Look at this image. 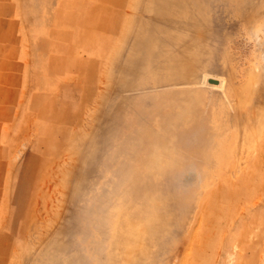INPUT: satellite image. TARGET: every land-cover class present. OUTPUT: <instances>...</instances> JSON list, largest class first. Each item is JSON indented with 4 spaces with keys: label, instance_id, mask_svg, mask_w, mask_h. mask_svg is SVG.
<instances>
[{
    "label": "rangeland",
    "instance_id": "1",
    "mask_svg": "<svg viewBox=\"0 0 264 264\" xmlns=\"http://www.w3.org/2000/svg\"><path fill=\"white\" fill-rule=\"evenodd\" d=\"M130 263L264 264V0H0V264Z\"/></svg>",
    "mask_w": 264,
    "mask_h": 264
},
{
    "label": "bare ground",
    "instance_id": "2",
    "mask_svg": "<svg viewBox=\"0 0 264 264\" xmlns=\"http://www.w3.org/2000/svg\"><path fill=\"white\" fill-rule=\"evenodd\" d=\"M216 80H217V79H216ZM124 219H127V218H124ZM120 220H121V219H120ZM122 220H123V219H122ZM123 221H124V220H123ZM120 222H121V221H120ZM141 222H142V221H141ZM141 222H140V223H141ZM132 223H133V222H132ZM119 224H122V223H119ZM130 224H131V223H130ZM130 224H129V225H130ZM133 224H134V223H133ZM121 226H124V224L121 225ZM126 229H127V228L125 227V230H126ZM118 232H119V231H118ZM130 233H131V232H130ZM127 238H128V237H127ZM122 239H123V238H122ZM123 241H124V240H123ZM119 242H121V241H119ZM115 244H116V243H115ZM116 245H118V243H117ZM118 248H119V247H118ZM140 250H141V249H140ZM116 251H117V249H116ZM126 255L128 256L127 258H128V260H129V255H128V254H126ZM124 257H125V256H124ZM127 258H126V259H127ZM130 259H132V258H130ZM138 261H139V260H138ZM128 262H129V261H128ZM128 262H127V263H128ZM130 262H131V260H130ZM132 262H133V260H132ZM132 262H131V263H132ZM131 263H130V264H131Z\"/></svg>",
    "mask_w": 264,
    "mask_h": 264
}]
</instances>
